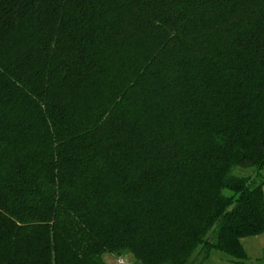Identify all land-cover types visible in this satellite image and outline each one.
I'll return each mask as SVG.
<instances>
[{"label":"trees","instance_id":"16d2710c","mask_svg":"<svg viewBox=\"0 0 264 264\" xmlns=\"http://www.w3.org/2000/svg\"><path fill=\"white\" fill-rule=\"evenodd\" d=\"M263 171L264 0H0V264L247 260Z\"/></svg>","mask_w":264,"mask_h":264},{"label":"rangeland","instance_id":"374dc122","mask_svg":"<svg viewBox=\"0 0 264 264\" xmlns=\"http://www.w3.org/2000/svg\"><path fill=\"white\" fill-rule=\"evenodd\" d=\"M250 173L253 172V170H249ZM264 173V171H263ZM260 250L256 252L250 251V255L247 260H237L236 258L229 256L223 252L214 250L211 253L210 258L205 261L203 264H264V257L261 255ZM200 255H197L194 257V261L200 260ZM119 257H112L110 255H105L104 259L108 264H119L118 262ZM125 264H133L132 258L124 257Z\"/></svg>","mask_w":264,"mask_h":264},{"label":"crops","instance_id":"0c3cea01","mask_svg":"<svg viewBox=\"0 0 264 264\" xmlns=\"http://www.w3.org/2000/svg\"><path fill=\"white\" fill-rule=\"evenodd\" d=\"M242 244L248 257L250 255V251L257 253L259 250L261 255L264 257V234L242 239Z\"/></svg>","mask_w":264,"mask_h":264},{"label":"built area","instance_id":"2783aa9c","mask_svg":"<svg viewBox=\"0 0 264 264\" xmlns=\"http://www.w3.org/2000/svg\"><path fill=\"white\" fill-rule=\"evenodd\" d=\"M119 263H120V264H123V263H124V261H123V260H119Z\"/></svg>","mask_w":264,"mask_h":264}]
</instances>
